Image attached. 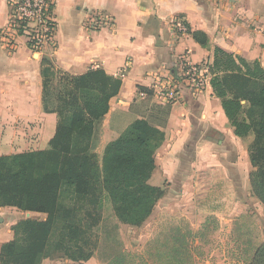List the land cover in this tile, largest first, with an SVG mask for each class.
Returning a JSON list of instances; mask_svg holds the SVG:
<instances>
[{
    "label": "crops",
    "instance_id": "crops-1",
    "mask_svg": "<svg viewBox=\"0 0 264 264\" xmlns=\"http://www.w3.org/2000/svg\"><path fill=\"white\" fill-rule=\"evenodd\" d=\"M7 2L0 0V30L7 22ZM91 11L107 12L114 28L85 30ZM51 13L56 22L53 48L31 52L26 37L19 35L9 51L0 41V156L46 150L55 133L57 116L42 106L43 59L52 72L72 76L101 69L120 79L121 86L101 121L95 149L99 157L132 121L145 118L135 111L140 105L149 103L154 116L165 114L162 123L154 124L164 140L148 181L164 194L140 227L120 226L140 228L141 238L149 236L162 215L171 224L185 221L197 231L209 217L231 226L246 214L252 199L250 142L235 136L210 84L199 96L183 89L181 101L167 105L154 94L153 73L171 68L176 55L211 63L213 48L264 68V0H55ZM173 18L184 19L190 32L175 44L170 36ZM194 34L203 36L206 45ZM13 209L0 208V247L22 220L7 216L5 211ZM82 263L95 264L93 258Z\"/></svg>",
    "mask_w": 264,
    "mask_h": 264
},
{
    "label": "trees",
    "instance_id": "trees-1",
    "mask_svg": "<svg viewBox=\"0 0 264 264\" xmlns=\"http://www.w3.org/2000/svg\"><path fill=\"white\" fill-rule=\"evenodd\" d=\"M193 36L206 45L203 36ZM50 68L43 59L42 106L57 116L48 148L0 156V208L37 213L44 219H22L11 227L12 239L0 247V264H42L55 258L86 262L98 245L93 231L100 224L96 211L103 199L118 223L140 227L164 194L148 183L164 134L146 120L132 121L105 146L100 161L95 153L101 121L119 93L120 79L101 69L72 76ZM210 71L211 88L235 136L253 135L249 185L264 208V68L213 48ZM55 81L61 88L50 90ZM169 233L149 243L140 255L113 249L106 264H196L191 233ZM248 264H264V243Z\"/></svg>",
    "mask_w": 264,
    "mask_h": 264
},
{
    "label": "rangeland",
    "instance_id": "rangeland-1",
    "mask_svg": "<svg viewBox=\"0 0 264 264\" xmlns=\"http://www.w3.org/2000/svg\"><path fill=\"white\" fill-rule=\"evenodd\" d=\"M56 88H61V85L57 81L50 85V90ZM50 103L52 104L53 101L51 100ZM242 104L245 105L244 102ZM245 108L246 106H244V110ZM148 110H153V107L149 103L142 104L135 109V111L144 114V120L151 126L163 122L165 114L162 113L154 116ZM244 117V114L240 115V119ZM130 119L131 117L127 121ZM244 138L251 145L253 141L252 133H249ZM102 155L103 153L100 157L97 155L99 161ZM253 171L254 168L252 167ZM251 198L249 211L239 216L231 226L222 225L219 219L213 216L209 217L197 231H192L189 224L185 221H180L177 225H174L169 223L168 219L162 215L164 221L160 220L159 223L153 226L152 231L149 232V236L145 237L142 234L141 238H138L141 235L140 228L131 229L120 226L112 216L110 204L107 200L103 199L102 208L96 211V213L101 214L100 224L93 231V234L98 236V245L90 259L93 258L95 264H106V258L113 249H123L130 254L140 255L149 243L167 238L170 231H179V233L189 231L191 233L189 243L192 247L196 264H248L254 250L264 243V208L253 197L252 193ZM13 210L5 211V213L14 221L24 218L39 220L44 218L41 214H22L15 213L17 210ZM42 264L83 263L72 262L65 258H55L51 260L45 259Z\"/></svg>",
    "mask_w": 264,
    "mask_h": 264
},
{
    "label": "built area",
    "instance_id": "built-area-1",
    "mask_svg": "<svg viewBox=\"0 0 264 264\" xmlns=\"http://www.w3.org/2000/svg\"><path fill=\"white\" fill-rule=\"evenodd\" d=\"M55 0H8L9 13L4 28L0 30V41L7 50L15 49V37L24 36L31 52L42 53L47 47H54L56 22L51 9ZM83 27L90 32L113 29L114 21L105 11L88 12ZM171 41L177 43L188 35L187 23L182 18H173L170 22ZM211 63H193L187 54L176 55L171 68L153 73V91L163 104L178 103L182 99L183 89H189L199 96L210 84ZM121 76V75H120Z\"/></svg>",
    "mask_w": 264,
    "mask_h": 264
}]
</instances>
